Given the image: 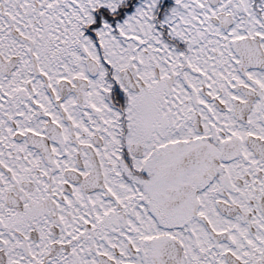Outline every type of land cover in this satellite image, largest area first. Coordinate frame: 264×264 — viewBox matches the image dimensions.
<instances>
[{
  "label": "snow or ice",
  "instance_id": "snow-or-ice-1",
  "mask_svg": "<svg viewBox=\"0 0 264 264\" xmlns=\"http://www.w3.org/2000/svg\"><path fill=\"white\" fill-rule=\"evenodd\" d=\"M0 264H264V0H0Z\"/></svg>",
  "mask_w": 264,
  "mask_h": 264
}]
</instances>
